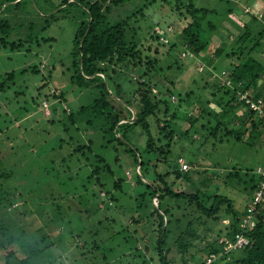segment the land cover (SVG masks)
Listing matches in <instances>:
<instances>
[{
    "label": "rangeland",
    "instance_id": "374dc122",
    "mask_svg": "<svg viewBox=\"0 0 264 264\" xmlns=\"http://www.w3.org/2000/svg\"><path fill=\"white\" fill-rule=\"evenodd\" d=\"M52 1L54 4L61 2ZM190 1L198 8L215 12L201 21L202 28L209 36H213L209 55L217 47H223L226 53H230L233 42H237L236 36L244 35L243 31H251V39L256 37V24H252L249 16V11L252 12L253 9L246 8L242 0H232L238 6L237 12L233 14L227 11L232 4H225L220 0H157L154 4H151L152 0H130L122 7L113 8L110 15L112 19L122 18L127 13L129 16L142 9V16L137 14L129 23L130 30H133L129 36L134 38L142 53L143 63L148 60L157 61L155 70L148 79L155 83L153 89L157 93L161 91L163 99L169 104L167 114H164L161 106L156 116L148 119L154 138H161L158 126H162L163 120L172 122L179 131L188 129V124H191L187 135L181 136L180 132L176 135L161 162H157V152L147 154L143 151L147 137L140 127L131 128L128 139L141 153L146 167L148 166V173L143 172L144 182L152 181L154 171L158 174L172 171L178 158H182L190 167V181L179 180L175 182L174 189L193 193L206 185V189L202 188V191L228 198L234 212L240 214L250 196V177L255 176L257 168L264 166V146L257 142L245 144L229 140L222 127L214 137L211 136L213 132L208 121H213V116L220 111L216 101L226 98L213 85L228 78L229 59L214 57L210 64H206L187 55L184 57L185 52L180 46L169 50L170 43L177 42V35L191 21L186 10ZM31 8L32 16L44 22L45 19L40 17L45 13L42 5L36 0ZM55 15V21H49V27L45 31L37 32V36L46 39V42L39 41L38 45L24 44L14 49L0 48V235H19L22 241H27L33 248V242L36 241L37 247L45 248L50 255L48 261L56 259L51 264H140L141 260L133 252L134 247H138L147 258H153V264L158 263L152 250L156 225L153 222L151 225L140 222V226H128L131 223L130 217L138 219L137 216H145L151 206L148 198L141 196L145 188L135 187L136 174L140 175V171L130 155L124 152V147H119L116 151L110 147L107 150L96 149L97 153L110 159L108 162L114 171L111 181L109 178L104 180L107 185L102 189L104 191L99 190L88 179L94 164L91 154H74L70 159L64 156L73 149L71 144L75 147L79 139L86 144L89 137H92L96 146L100 142L97 134L86 132L83 125L72 126L64 113V110H69L77 114L81 107L92 103L96 94L91 88H78L70 82L73 37L81 18L79 10L72 5ZM208 23H211L214 31H210ZM241 28L242 31L239 30ZM17 33L11 34V40H18L20 34ZM21 34H24L23 30ZM224 35L229 36L226 45ZM167 39L169 42L162 46V42ZM261 42L263 46L254 55L264 59V39ZM234 58L231 60L234 61ZM105 67L110 77L120 85L125 95L124 100L131 106L124 105L123 111L129 109L134 115L139 111L136 102L139 95L134 94L138 87L134 81L142 79L144 68L129 67L126 61L116 62L115 59L111 64H105ZM222 72L224 76H221ZM218 75L221 80L217 78ZM54 91L64 96L65 103L58 96L44 99L45 95ZM238 113L241 114V111ZM170 115H175V118L170 119ZM188 116L193 117L195 122L190 121ZM228 118L227 129L240 122L237 119L233 121L230 115ZM63 124L69 127V133L64 132ZM200 124L204 125V131L200 129ZM236 128L239 126L236 125ZM160 145L157 144L158 147ZM115 157L119 158L118 162H114ZM149 160L152 161L151 164L147 163ZM236 171L241 180L229 179V174L233 176ZM102 176L107 177L106 174ZM119 178L124 179L121 185L124 194L113 189V182ZM166 181L169 184L173 182V175ZM127 184L130 185L129 188ZM105 191H110L119 199L116 207L113 203L109 209L108 203H100L108 198ZM94 194L100 198L96 200ZM96 202L99 204L94 206ZM152 203L156 208L157 202L153 200ZM13 204L16 208L9 210ZM179 204L180 209H176L177 205L173 204L172 213L174 218L182 220L181 227L184 228L190 217L182 215L192 210L184 202ZM139 205L143 208H138ZM184 208H187L186 212L183 211ZM73 210L78 214L69 216L72 228L70 231L67 217L73 214ZM222 210L224 217L221 221L215 224L211 222L196 230L200 239L193 242L194 247L188 250L187 255L196 253L197 257H201L203 253L200 250L205 243L220 237L229 218L225 216L224 208ZM194 216L199 217L198 214ZM112 219L114 222H110ZM199 219L200 223L204 222L203 217ZM100 221L102 226L98 227L97 223ZM96 230H99L97 237L94 233ZM118 231L123 232L121 235L114 234V237L110 234ZM79 232L82 234L76 243ZM177 234L178 232L175 238ZM112 248L114 250L110 251ZM173 252H176L175 248ZM18 257H26L25 251H20ZM4 258L5 250L0 247V264H4Z\"/></svg>",
    "mask_w": 264,
    "mask_h": 264
},
{
    "label": "trees",
    "instance_id": "16d2710c",
    "mask_svg": "<svg viewBox=\"0 0 264 264\" xmlns=\"http://www.w3.org/2000/svg\"><path fill=\"white\" fill-rule=\"evenodd\" d=\"M34 1L36 0H0V48L5 49L10 47L14 49L24 44L31 45L36 43L38 45L39 41L46 42V39L37 36V32L45 31L49 27V21L52 22L55 19L56 13H61L70 6L75 5V8L79 10L81 18L73 37V51L71 53L73 61L70 82L78 88H91L96 93L92 103L81 107L77 114L69 110L68 112L64 110V113L72 126L81 124L84 126L83 129L85 128L86 132H95L99 137L100 144L96 146V142L91 139L92 137H89V141L86 144L82 143L79 139L75 147L71 144L73 149L68 152V155L64 156L70 159L74 154L82 156H85L86 153L91 154L94 164L92 170L89 172L88 179L93 181L94 186L96 185L99 190H102L107 186L104 180L109 178L111 181L114 171L110 162H108L110 159L97 153L96 149L107 150L110 147L116 151L117 148L124 147V152L130 155V159H132L136 168L140 171V175L136 174L135 187L142 186L145 188L141 196L144 199L148 198V203L151 206V210L146 211L148 214L141 218L137 216L138 219L130 217L131 223L127 225L140 226V222H144L147 225H151L153 222L156 225V236L152 245V250L158 260V263L155 264H202L210 255L220 254L223 249L222 245L218 242L219 239L226 238L233 240L234 236L241 231L239 224L245 214L246 207L242 213H235L228 198L219 196L217 193L209 195L205 190L202 191V188L206 189V185L203 186V183H201L203 187L197 188L193 193H185L174 189L175 182L179 180L190 181L189 172L181 170V165L178 162L180 158H178L177 165L172 171H165L161 174L154 171V174L151 176L152 181L148 183L144 182L142 180L143 178L145 179L143 172L148 173V166L146 167L147 164L143 161L141 153L138 152L130 142L131 140L128 139V131L131 128L140 127L147 137L143 151L147 154L157 152V162H161L165 159L170 144L174 141L176 135H179V132L181 136L187 135L191 126V124H188L189 130L186 128L179 131L174 127L172 122L163 120L162 126H158V132L161 135V138L158 140L154 138L150 130L148 119L156 116L161 106L164 109V114H167L169 104L163 99L161 91L157 93L153 89L155 83H151V80L148 79L155 70L157 61L148 60L143 63L142 53L138 50L134 38L129 36V33L133 32V30H130L129 23L137 14L142 16V9L131 13L129 16L127 13L122 18L112 19L110 17L112 9L126 5L130 0H73V2L61 0L59 4H54L52 0H37L45 10V13H42L43 16H40L45 20L41 22L38 17L34 18L32 16L33 10L31 5ZM220 1H224L225 4L231 3L229 0ZM156 2L157 0H152L151 4ZM230 6L232 8L230 7L227 10L229 14L237 12L238 6L236 4ZM186 8L191 21L177 35V42L170 43L169 50L180 46L181 50L185 52L183 54H189L195 61H203L206 64H210V61L214 57L223 56L225 59H229L227 60L230 70L228 71V80L231 85L222 86L219 82L213 85L222 91V94L226 98H219L216 101L220 111L213 116V121H208L210 130L213 132L211 136L214 137L216 132L222 127L225 131V136H228L229 140L233 139L237 143L243 142L245 144H253V142H257L258 144L264 143V115H260L257 111L246 109L244 102L238 100L239 96L243 94H248L253 101L260 99L263 102L264 113V59H260L254 55L256 54V50L263 46L261 41L264 39V13L258 16L249 12L252 24H256V37L251 39V34H249L251 31H243L244 35L236 36L235 40L237 42H233L230 53H226L223 47L215 49L212 46L214 53L209 55L208 50L213 45V36H209L202 28L201 21L205 20L206 16L210 13L213 14L215 12L210 9L198 8L192 1L186 5ZM207 25L210 27V31H214V27L210 26L211 23ZM22 30L24 34H21ZM239 30L242 31L243 28ZM17 32L20 34L18 40H11V34ZM168 32L172 33V31ZM219 36L221 37L222 35ZM156 38L159 41L158 35ZM224 39L226 45L229 36H225ZM168 42V39L164 42L165 44L162 42V46ZM251 42L252 44H250ZM233 57H235L234 61L231 60ZM114 59L116 62L126 61V65L129 67H143L145 70L142 73V79L134 81V84L138 87L134 94L139 95V99L136 101L139 111L134 113V115L131 114L129 109L123 111L124 105L127 107L131 106L124 100L125 95L120 85L115 83V80L110 77L105 67V64H111ZM9 78L12 77L10 76ZM0 88H2L1 84ZM50 96H58L57 98L64 103L66 101L64 96L62 94L59 95L56 91L45 95L44 99ZM171 96L173 94L170 95V98ZM170 102L172 101L170 100ZM65 108L67 107L65 106ZM241 109L244 110L242 114L236 115ZM206 114L208 113L206 112ZM229 115L233 117V121H236V119L240 120L239 124H236L239 128H236V125L233 124L230 129H227ZM77 117L80 118L77 119ZM174 118L175 115H170V119ZM188 119L195 122L191 116H188ZM59 122L62 123L61 120ZM212 122H214V125ZM200 129L204 131V125L200 124ZM63 130L67 133L70 132L69 127L65 124H63ZM69 139L71 140V136H69ZM158 143L161 144L159 147L157 146ZM118 161L119 158L115 157L114 162ZM147 163L151 164L152 161L149 160ZM103 174L104 176L106 174L107 177H103ZM170 175H173L174 181L169 184L166 179ZM228 178L240 179L238 171L233 176L229 174ZM123 180V178H119L113 182V189H117L119 193L124 194L125 191L123 192L121 188ZM250 182V197L252 198V194L256 190L258 183L257 175L251 176ZM126 186L127 188L130 187L129 184ZM105 192L108 194V198L106 197V201L100 203L104 205L108 203L109 209H111L113 203L114 207H116L119 199L110 191ZM105 192L104 194H106ZM94 196L96 200L100 198L97 194H94ZM153 200L157 202L156 208L153 206ZM181 202H184L185 206L192 210L186 212L187 208L183 209L187 214H183L182 217H190V220L186 221L184 228L181 227L182 220L174 218V214L172 213L173 204L177 205L176 209H180L179 203ZM98 204L99 202H96L94 206ZM14 205H11L9 210L16 208ZM138 208H143V206L139 205ZM223 208L226 213L225 216L229 218L228 225L224 226L225 229L221 231L220 237L205 243L200 250L203 253L201 257H197L196 253L187 255L188 250L194 247L193 242L196 239H200L196 230H199L200 226H205L211 222L215 224L221 221L224 217L222 216ZM97 210L98 208L96 207ZM76 213L73 210V214H69L67 217L70 231L72 228L70 227L69 216L72 217ZM195 214H198L199 217H195ZM201 217L204 218V222L202 223H200L199 219ZM151 218H155V220H151ZM140 219L142 220L140 221ZM110 222H114V220L112 219ZM97 226L101 227L102 222H98ZM81 232L76 235V243H78L77 238L82 234ZM121 232L123 231L110 234L114 237V234L121 235ZM176 232L178 234L175 238ZM94 233H96L97 237L99 230H96ZM245 235L248 239V244L244 248L230 252L228 255L214 261L213 264H264V205L258 211L256 225L247 230ZM136 240L133 242L135 243ZM33 243L36 249L33 248V245H29L27 241H22L19 235L11 233L1 234L0 247L5 250L4 264H51L56 260L50 259L51 261H48L50 255L46 249H39L36 241ZM173 248L176 249V252H173ZM145 249H147V246H145ZM113 250L114 248L110 251ZM20 251H25L26 257H18ZM133 252L141 260L140 264L154 263L153 258H147L138 247H134Z\"/></svg>",
    "mask_w": 264,
    "mask_h": 264
},
{
    "label": "built area",
    "instance_id": "2783aa9c",
    "mask_svg": "<svg viewBox=\"0 0 264 264\" xmlns=\"http://www.w3.org/2000/svg\"><path fill=\"white\" fill-rule=\"evenodd\" d=\"M185 55H187L188 57H192L189 54H184V57ZM224 75L225 74L222 72L221 76H224ZM217 78L221 80L219 75L217 76ZM220 84L222 86L231 85L228 78H226L224 82H222L221 80ZM238 100L240 102H244L246 109H250L255 112L257 111L259 112L260 115L261 114L264 115L262 100L259 99L257 101H253L250 99L248 94L240 95ZM178 162L181 165V170L183 172H187L189 170L190 167L188 166L186 162H184L182 158H180ZM256 175L258 177L257 187L253 193L252 198L249 200L248 204L246 205V211H245L244 216L240 220L239 227L241 231L234 236L233 240L226 239V238H220L218 242L220 245H222L223 251L218 255H210L208 258L204 260L202 264H213V262L216 261L217 259L222 258L225 255H228L232 251H237L239 249H242L248 244V239L245 235V232H247V230H249L250 228H253L256 225V217H257L258 211L264 205V166L259 167L256 170Z\"/></svg>",
    "mask_w": 264,
    "mask_h": 264
},
{
    "label": "crops",
    "instance_id": "0c3cea01",
    "mask_svg": "<svg viewBox=\"0 0 264 264\" xmlns=\"http://www.w3.org/2000/svg\"><path fill=\"white\" fill-rule=\"evenodd\" d=\"M231 4H235L234 2H232V0H230ZM242 3L244 4V6L247 8L249 7L250 9H253L252 14H254V12H256V15L260 16L264 13V0H242ZM254 9L256 11H254ZM239 16V14H237V17ZM241 111V114H242V109L240 110ZM239 111V112H240ZM238 115H240L239 113H237ZM262 146H264V143L261 144ZM258 169V168H257ZM256 169V170H257ZM255 175H256V171H255ZM254 193V192H253ZM253 195V194H252ZM250 196L247 198V203L246 205L248 204L249 200H250ZM246 207V206H245ZM244 211V210H243ZM242 211V212H243ZM241 212V213H242Z\"/></svg>",
    "mask_w": 264,
    "mask_h": 264
},
{
    "label": "water",
    "instance_id": "95a60500",
    "mask_svg": "<svg viewBox=\"0 0 264 264\" xmlns=\"http://www.w3.org/2000/svg\"><path fill=\"white\" fill-rule=\"evenodd\" d=\"M157 206V205H156Z\"/></svg>",
    "mask_w": 264,
    "mask_h": 264
}]
</instances>
